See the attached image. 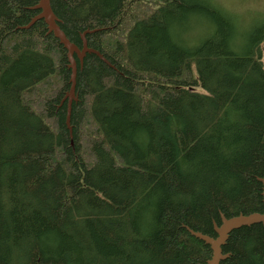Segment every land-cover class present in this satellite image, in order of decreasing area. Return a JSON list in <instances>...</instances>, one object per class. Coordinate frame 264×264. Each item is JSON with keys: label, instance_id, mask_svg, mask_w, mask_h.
I'll list each match as a JSON object with an SVG mask.
<instances>
[{"label": "trees", "instance_id": "1", "mask_svg": "<svg viewBox=\"0 0 264 264\" xmlns=\"http://www.w3.org/2000/svg\"><path fill=\"white\" fill-rule=\"evenodd\" d=\"M0 0V264H204L219 213L263 212L264 18L216 0ZM63 100V101H62ZM221 264H264L261 224Z\"/></svg>", "mask_w": 264, "mask_h": 264}, {"label": "water", "instance_id": "2", "mask_svg": "<svg viewBox=\"0 0 264 264\" xmlns=\"http://www.w3.org/2000/svg\"><path fill=\"white\" fill-rule=\"evenodd\" d=\"M31 10H38L39 13L33 16L27 25L21 27L23 29L30 28L36 21L42 20L47 28V33L52 34L59 42V44L65 49L67 57V68L70 70L69 75V90L66 92L65 97L68 98L66 104V125L69 130L70 137L72 139L71 127L69 126V119L71 113L72 102L77 101L75 93L76 85V74L77 67L81 68L83 60L87 54H93L97 56L101 61L106 63L108 66H113L108 60L97 50L92 49L88 46L86 40V34L93 32V30H86L80 34L81 46L78 47L72 43L61 30L59 23L60 20L57 18L50 4V0H38L37 3L31 7ZM62 100V101H63ZM262 184L261 197L263 204V212H253L249 214H239L237 216L225 217L222 213H219L220 223L213 222V231L215 237L207 234H203L199 231H194L189 227H185L190 235L202 241L205 245L209 246L211 250V257L204 264H221L229 254L223 253L222 247L225 245L230 232L243 226H251L253 224H261L264 229V172L261 178H258Z\"/></svg>", "mask_w": 264, "mask_h": 264}, {"label": "rangeland", "instance_id": "3", "mask_svg": "<svg viewBox=\"0 0 264 264\" xmlns=\"http://www.w3.org/2000/svg\"><path fill=\"white\" fill-rule=\"evenodd\" d=\"M224 9L244 20L246 25H253L264 18V0H216ZM68 92V91H67ZM75 94V93H74ZM64 101H68L65 97ZM69 126L70 122H69ZM72 129V127H71Z\"/></svg>", "mask_w": 264, "mask_h": 264}]
</instances>
